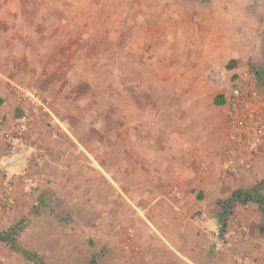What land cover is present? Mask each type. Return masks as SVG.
I'll return each instance as SVG.
<instances>
[{
  "label": "rangeland",
  "instance_id": "obj_1",
  "mask_svg": "<svg viewBox=\"0 0 264 264\" xmlns=\"http://www.w3.org/2000/svg\"><path fill=\"white\" fill-rule=\"evenodd\" d=\"M236 83L264 93V0H0V133L27 127L0 167V264H179L163 236L213 263L236 200L209 227L184 171L217 153ZM230 142L245 180L264 147Z\"/></svg>",
  "mask_w": 264,
  "mask_h": 264
},
{
  "label": "crops",
  "instance_id": "obj_2",
  "mask_svg": "<svg viewBox=\"0 0 264 264\" xmlns=\"http://www.w3.org/2000/svg\"><path fill=\"white\" fill-rule=\"evenodd\" d=\"M0 102H2L1 99ZM6 105V102L0 104L2 109H5ZM223 107L226 112V104H224ZM1 115L0 118L2 121L8 120L4 112ZM225 124L227 129V120ZM215 140L218 142L217 153L210 156L212 157L211 159H201L198 161L196 168L190 166V168L185 169L184 172L186 173V177L193 180V185L190 188L184 186V190L185 192L190 190L192 195V191H194L195 188L197 189L195 191L196 193H194L195 197L203 198L202 202L205 206V212L210 214L209 227H213V223L218 221L221 213V208L214 206L216 204L215 201L223 197H230V199L234 198L236 201H234L233 209L235 210L234 215L232 214V219L238 220L240 224L246 228V231L240 237L238 246L234 249L230 248V252L226 250L218 252L216 250V256H214V258L213 255L209 251L206 252L207 250L205 249H203V253L211 255L213 258V263L210 264H264V229L262 226L264 223V206H262L260 201H245V199L236 197V194L241 192L237 189L242 185L256 187L259 183L264 182V150L256 156L254 165L255 170L252 175L245 174V180H242V177L232 178L225 175L222 171H224L223 168L225 165V168L227 165H230V161L233 160L235 154L233 150H231L232 153H225L224 148L227 147L230 150V146H233V144L230 142L227 133L224 134L221 132V135L217 136L214 141ZM0 144H2L0 145V167H8V170L15 169L17 163L15 158L16 151H10L9 143L4 139L1 133ZM244 181L246 182L243 183ZM247 193L257 195L255 191L245 192V194ZM188 197L192 199L191 196ZM208 205H213L214 207L208 209ZM201 233L204 235L207 232L202 230ZM163 238L167 244L165 245L166 248H164V252L175 260H178L179 264H199L191 260V256L187 255L188 252L190 255H195L194 250L187 249L179 240L174 242L164 236ZM219 248H221V246L218 244L217 249L220 250Z\"/></svg>",
  "mask_w": 264,
  "mask_h": 264
},
{
  "label": "built area",
  "instance_id": "obj_3",
  "mask_svg": "<svg viewBox=\"0 0 264 264\" xmlns=\"http://www.w3.org/2000/svg\"><path fill=\"white\" fill-rule=\"evenodd\" d=\"M39 100V97L36 98ZM25 118L18 119L16 125L5 131V138L13 151L18 143L26 136ZM227 134L230 140L250 155L260 152L264 147V93L249 89L236 83L231 93L226 97ZM229 171L233 168L227 165ZM12 189V188H11ZM14 200H8V209H12ZM246 228L238 226L229 233L227 238L219 243L223 247H233L237 239L244 234Z\"/></svg>",
  "mask_w": 264,
  "mask_h": 264
},
{
  "label": "trees",
  "instance_id": "obj_4",
  "mask_svg": "<svg viewBox=\"0 0 264 264\" xmlns=\"http://www.w3.org/2000/svg\"><path fill=\"white\" fill-rule=\"evenodd\" d=\"M236 67V64H235V62H233L232 64H231V69H234ZM215 104L216 105H224V104H226V96H219V97H216L215 98ZM237 196L236 197H238V198H242V199H245V201H251V200H255V201H257V202H259L260 201V203L262 204V206H264V198H262V197H260V196H258V195H254V194H245V193H243V192H238L237 194H236Z\"/></svg>",
  "mask_w": 264,
  "mask_h": 264
}]
</instances>
